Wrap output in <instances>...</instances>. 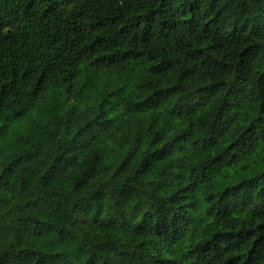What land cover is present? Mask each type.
Here are the masks:
<instances>
[{"label":"trees","instance_id":"trees-1","mask_svg":"<svg viewBox=\"0 0 264 264\" xmlns=\"http://www.w3.org/2000/svg\"><path fill=\"white\" fill-rule=\"evenodd\" d=\"M0 264H264V0H0Z\"/></svg>","mask_w":264,"mask_h":264}]
</instances>
